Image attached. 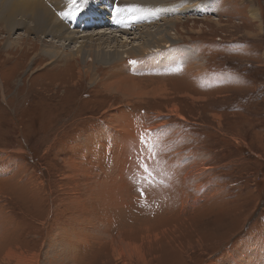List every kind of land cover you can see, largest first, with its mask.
<instances>
[{
    "label": "rangeland",
    "instance_id": "374dc122",
    "mask_svg": "<svg viewBox=\"0 0 264 264\" xmlns=\"http://www.w3.org/2000/svg\"><path fill=\"white\" fill-rule=\"evenodd\" d=\"M125 1L120 30L135 33L151 14ZM1 3L0 264H264V0L175 1L157 23L176 44L131 87L112 74L137 58L8 24ZM110 4L95 30L114 31ZM188 52L194 70L163 66Z\"/></svg>",
    "mask_w": 264,
    "mask_h": 264
},
{
    "label": "bare ground",
    "instance_id": "6f19581e",
    "mask_svg": "<svg viewBox=\"0 0 264 264\" xmlns=\"http://www.w3.org/2000/svg\"><path fill=\"white\" fill-rule=\"evenodd\" d=\"M103 1H105L106 3H112V6L110 4L107 7L106 14L110 22V28L114 30L113 32H105L103 31V29L95 30L98 26L103 25L104 19L103 13H99L97 10H94V5H98ZM114 1L115 3H113ZM120 1L122 2V0ZM131 1V3L139 5L142 9L148 11L151 14L147 17H144L139 13H135L133 15V23L131 28L134 30L136 29L135 33H131L133 30H120V25L123 23L122 21H124V17H121V12H123L124 14H126V12L115 11L116 8L123 9L122 7H120L119 0H89L87 5L80 8H78L77 5L81 4V0H76L75 3H73L72 0H1V5L4 6L3 9H6V20L8 24L13 22V20L18 15L22 16L27 21L29 18H31V23L33 24V27L31 26V29L33 28L34 30H38L39 33L43 34L45 37L52 35L54 39H60L66 42H78L80 40L79 43L81 45H79L75 49V51H78V49L82 46H86V44H88L91 40H96L98 42L97 45L100 46L102 50L105 49L107 52H109L103 55L104 58H110L111 54H115L112 55L111 58L115 62L116 59H122L123 57L126 62L130 58H137L136 60H134L133 64L126 63L122 65L121 68L115 69L113 72L114 74H112L114 76L113 78L118 80L117 83L120 87H122V84H126L127 86L131 87L133 83L132 75H135L136 72L139 73L145 71L150 68V65H152V62L146 59L148 53H155L163 48H170L169 46L176 44L171 41L172 37L169 36V25L166 24L168 19L164 20L165 27H162V22L157 23V21H162V18L165 16L168 17L169 13V15H173L172 11L177 13L175 10V4L177 3H174L177 0ZM125 2H127V0ZM140 2H143L148 9L142 7L140 5ZM196 9L199 10V8L193 7L186 8L185 10L180 11L184 14H188L190 12H194ZM66 10L68 11V14H66ZM74 24L76 26L81 25L83 26V28L85 26L89 27L90 25H93L96 32L86 33V30L84 32L74 30L71 28V26H73ZM14 25L15 24H12L11 27L13 28ZM142 36L143 39L141 38ZM136 40H138L139 42H136ZM130 52H135V54L129 55ZM183 54L184 53H180V55ZM187 54V57L184 54L182 60L179 59L180 55L177 56L176 59L170 56L167 60L163 61V66L167 67L168 69H172L178 66L179 61H181L185 65V67L188 65V71L194 70L197 67V63H193L194 61L191 59L189 52ZM195 58L197 61V57ZM157 64L158 63H156V66ZM160 65L161 64H158V66ZM113 66L115 67V64ZM154 89L160 90L161 85L155 87ZM170 113L176 114L177 116V109L173 108L172 110H170ZM116 125L122 127V129L124 130L123 126L119 124L118 121H116ZM127 126H129V122ZM131 136L132 134L128 130L126 139H129V137ZM126 142L124 138H122V140L120 139V146L122 150L124 147V143ZM245 253L246 252L244 251V253L242 254Z\"/></svg>",
    "mask_w": 264,
    "mask_h": 264
},
{
    "label": "snow or ice",
    "instance_id": "6c2138e0",
    "mask_svg": "<svg viewBox=\"0 0 264 264\" xmlns=\"http://www.w3.org/2000/svg\"><path fill=\"white\" fill-rule=\"evenodd\" d=\"M73 3L76 2V0H72ZM89 0H81V4L77 5L78 8L83 7L87 5ZM125 9L116 8V12L124 11ZM129 11H138L139 9H127ZM150 135V134H149ZM140 144L143 146L141 152L138 156V166L143 169L144 173L147 174L148 177L152 176V169L149 167V161L153 160L155 158V151L154 146H152L149 143V140L146 138V135L144 133L140 134Z\"/></svg>",
    "mask_w": 264,
    "mask_h": 264
},
{
    "label": "crops",
    "instance_id": "0c3cea01",
    "mask_svg": "<svg viewBox=\"0 0 264 264\" xmlns=\"http://www.w3.org/2000/svg\"><path fill=\"white\" fill-rule=\"evenodd\" d=\"M137 169H138V170H141L140 168H137ZM134 173H136V172H133L132 174H134ZM137 173H138V174H142V175L146 174V173H144V171H138ZM124 174H125V175L130 174V172L128 171V169H126V170L124 171Z\"/></svg>",
    "mask_w": 264,
    "mask_h": 264
},
{
    "label": "trees",
    "instance_id": "16d2710c",
    "mask_svg": "<svg viewBox=\"0 0 264 264\" xmlns=\"http://www.w3.org/2000/svg\"><path fill=\"white\" fill-rule=\"evenodd\" d=\"M260 161H261V160H260ZM260 167H261L262 172H263V174H264V162H261V163H260Z\"/></svg>",
    "mask_w": 264,
    "mask_h": 264
}]
</instances>
